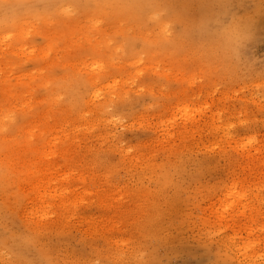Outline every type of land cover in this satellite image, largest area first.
<instances>
[{"label": "rangeland", "instance_id": "rangeland-1", "mask_svg": "<svg viewBox=\"0 0 264 264\" xmlns=\"http://www.w3.org/2000/svg\"><path fill=\"white\" fill-rule=\"evenodd\" d=\"M0 264H264V0H0Z\"/></svg>", "mask_w": 264, "mask_h": 264}, {"label": "bare ground", "instance_id": "bare-ground-1", "mask_svg": "<svg viewBox=\"0 0 264 264\" xmlns=\"http://www.w3.org/2000/svg\"><path fill=\"white\" fill-rule=\"evenodd\" d=\"M188 114H189V113H188V112H186L184 116H185V117H188V116H189ZM229 208H230V207H229Z\"/></svg>", "mask_w": 264, "mask_h": 264}]
</instances>
